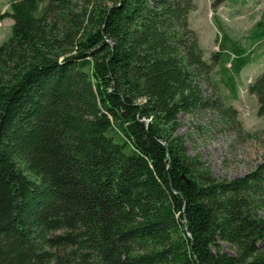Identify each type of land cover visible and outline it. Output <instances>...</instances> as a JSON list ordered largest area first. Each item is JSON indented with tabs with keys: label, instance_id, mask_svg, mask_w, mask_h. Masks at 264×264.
Returning <instances> with one entry per match:
<instances>
[{
	"label": "trees",
	"instance_id": "trees-1",
	"mask_svg": "<svg viewBox=\"0 0 264 264\" xmlns=\"http://www.w3.org/2000/svg\"><path fill=\"white\" fill-rule=\"evenodd\" d=\"M6 1L0 264H264V159L218 178L177 134L206 111L243 134L212 74L235 95L250 52L215 21L205 61L192 0ZM247 92L264 116V72Z\"/></svg>",
	"mask_w": 264,
	"mask_h": 264
},
{
	"label": "rangeland",
	"instance_id": "rangeland-1",
	"mask_svg": "<svg viewBox=\"0 0 264 264\" xmlns=\"http://www.w3.org/2000/svg\"><path fill=\"white\" fill-rule=\"evenodd\" d=\"M192 1L194 10L190 12L188 22L198 36L205 61L210 62V56L219 50L220 32L215 21L230 40L243 46L251 55L250 64L235 77V95L223 85V74L218 66L212 74L218 85L217 97L236 110L243 134L238 135L235 128L227 126L216 112L178 116L177 134L185 142L188 155H198L216 177L230 180L250 173L264 159V116L257 115L256 99L247 92L249 84L264 72V48L257 52L252 48L257 24H264V0H226L218 6L212 5L214 0ZM5 12H9L7 1L0 0V15ZM11 24L9 19L0 21V44L10 37ZM226 68L229 70V64ZM204 93L210 92L205 90ZM262 216L264 218V212ZM223 248L232 253L226 245Z\"/></svg>",
	"mask_w": 264,
	"mask_h": 264
}]
</instances>
